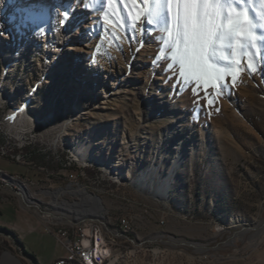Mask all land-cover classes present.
<instances>
[{"label":"rangeland","instance_id":"obj_1","mask_svg":"<svg viewBox=\"0 0 264 264\" xmlns=\"http://www.w3.org/2000/svg\"><path fill=\"white\" fill-rule=\"evenodd\" d=\"M120 7L130 16L128 46L94 47L95 66L74 70L68 59L64 69L43 75L40 52L30 45L0 77V147L11 162L1 166L20 175L0 178V264H54L63 250L49 231L96 217L78 215L91 206L71 192L78 186L101 198L98 218L118 254L112 264H264V5H232L245 10L242 29L255 27L214 40L201 54L211 70L207 85L198 82V96L191 91L196 82L166 71L168 48L160 38L168 33L160 28L167 23L174 34L176 6L159 24L142 26L154 5ZM203 7L215 16L217 6ZM51 9L45 15L52 24ZM223 9L216 23L228 14L226 2ZM2 14L0 33L13 23L5 25ZM138 36L128 62L131 37ZM74 37L83 47L85 38ZM0 41L2 76L10 44L1 35ZM225 83L223 91L212 87ZM24 98L30 107L19 115ZM15 153L22 162L11 159ZM60 188L66 191L58 194ZM122 217L131 233L121 231Z\"/></svg>","mask_w":264,"mask_h":264},{"label":"bare ground","instance_id":"obj_2","mask_svg":"<svg viewBox=\"0 0 264 264\" xmlns=\"http://www.w3.org/2000/svg\"><path fill=\"white\" fill-rule=\"evenodd\" d=\"M3 1H7L10 4H3ZM23 1L22 4H28L30 1H32V4L19 8L16 7V2L11 4V0H0V17H3L2 13H4V24L8 23L9 20L13 22L8 24L7 29H4L0 33L1 37L9 40L10 44L7 46L9 47V53L5 54V58L7 59L5 60L12 62L5 64L3 67L2 76H0L1 79L19 63L20 54L27 51L30 45L33 46V49L40 52V57L43 59L42 65H44L43 75L49 74L52 69L53 71L56 69H64L67 66L68 59L73 61L74 70L84 65L87 67L95 66L96 54L94 47L99 46L104 41L113 48H118L119 46H123V44L128 46L129 36L126 27L130 16L123 7H120L119 3H106V5H102L101 0H46L45 4L41 0ZM33 4L36 5L34 6ZM50 7H52L51 10L53 12L52 24L47 20L45 15L48 14ZM65 13L68 14L67 17H65ZM62 20L64 23H61ZM74 35L85 38L86 42L83 44V47L76 45L74 41H77V39ZM40 36L42 37L39 38ZM68 40L69 42L66 44ZM135 40L138 41L135 42ZM131 41L133 44L130 49H127V60L133 63L134 59L132 54L140 44L139 36L135 39L131 37ZM77 53H83V56H79L81 58L79 62L78 59L80 58H78ZM72 54L77 55L76 60H73L71 57ZM45 77L43 76L42 78L44 79ZM40 85L42 83L38 81L35 86H31L30 91L27 92L28 94L26 93V98H30L36 91L37 86ZM28 107H30V101L26 99L21 103L16 112L19 115H26ZM78 116L81 115L79 114ZM81 162L85 163L86 160L81 159ZM111 170L114 171L112 168ZM0 178L19 181L15 177V173L5 172L1 168ZM137 185H140L139 181H137ZM167 188V185L162 188L163 194H166ZM22 191L25 194V190ZM65 191L62 188L57 190L58 194H63ZM71 192L79 193L87 201L91 202L90 207L84 208L82 206V209L77 212L78 215H101L103 208L100 197L89 193L84 187L80 186L72 188ZM69 228H84V221L76 220L70 222ZM90 228L94 229L102 237V240L99 236L97 237L95 252H91L89 255L90 264H112L113 259H116L118 255L115 251H113V254L105 255L101 261L99 258L107 252L101 243L115 247L114 237L109 236L105 225L99 220H90ZM84 243L88 245L87 240ZM74 264H81V259H74Z\"/></svg>","mask_w":264,"mask_h":264},{"label":"snow or ice","instance_id":"obj_3","mask_svg":"<svg viewBox=\"0 0 264 264\" xmlns=\"http://www.w3.org/2000/svg\"><path fill=\"white\" fill-rule=\"evenodd\" d=\"M225 2L228 5V14L222 17L221 23L215 22V16H220L223 12ZM107 4H150L154 5L146 10L145 15L140 20V25L144 23L157 25L164 20L165 16H169L172 9L169 6L175 5V28L169 30L168 24L165 23L160 28L162 33L167 32L168 38L161 36V42L166 45L168 52L165 59L170 61L167 63L166 71L175 69V78L180 82L192 84L191 91L194 95H199L198 82L203 80L205 85L208 81L204 77L210 72L211 66L202 63L201 54L205 53L214 40L225 41L233 35H240L241 32H252L255 24L249 22L246 28L242 29L240 25V14L244 9H233L232 5L251 4L253 0H106ZM264 5V0H259ZM215 5V16L203 6ZM236 12L235 18L232 12ZM67 17V13L64 14ZM264 18V16H262ZM61 23H64L62 20ZM240 29V31H237ZM264 39V37H259ZM231 47V44L228 45ZM241 47H244L242 44ZM163 51V48H161ZM156 61L161 60V56H156ZM251 70V66L248 69ZM236 77H233V81ZM221 87V91L228 85L213 84L212 87ZM211 103V101H210Z\"/></svg>","mask_w":264,"mask_h":264},{"label":"built area","instance_id":"obj_4","mask_svg":"<svg viewBox=\"0 0 264 264\" xmlns=\"http://www.w3.org/2000/svg\"><path fill=\"white\" fill-rule=\"evenodd\" d=\"M5 155L6 151L0 147V159ZM10 157L15 162H22V155L20 153L11 154ZM15 177L20 179V175L17 173H15ZM90 220H99L104 224V222L96 216L95 218L82 219V221H84V228L81 229L69 228V224H67L54 226L49 231L63 250L62 254L55 259L54 264H74V259H81V264H90L89 255L91 252H95L97 237L99 236L102 240V237L94 229L90 228ZM119 225L123 233H131V231H133L132 224L128 217H122L119 220ZM85 240L88 241V245L84 243ZM101 245L107 252L100 256V261L105 255L113 254V251L116 250L115 247L109 244L101 243Z\"/></svg>","mask_w":264,"mask_h":264},{"label":"crops","instance_id":"obj_5","mask_svg":"<svg viewBox=\"0 0 264 264\" xmlns=\"http://www.w3.org/2000/svg\"><path fill=\"white\" fill-rule=\"evenodd\" d=\"M2 162H4L5 164H9V163H11V162H8L6 159H4V158H1L0 159V168L2 169V170H4L5 172H8V173H16V172H19V171H15V172H9L8 170H6L3 166H1V163ZM25 169V168H24ZM24 169H23V171H20V172H22V174H25V175H27L26 173H24ZM62 253H60V255H61Z\"/></svg>","mask_w":264,"mask_h":264},{"label":"trees","instance_id":"obj_6","mask_svg":"<svg viewBox=\"0 0 264 264\" xmlns=\"http://www.w3.org/2000/svg\"><path fill=\"white\" fill-rule=\"evenodd\" d=\"M25 252L27 253V251L25 250Z\"/></svg>","mask_w":264,"mask_h":264}]
</instances>
